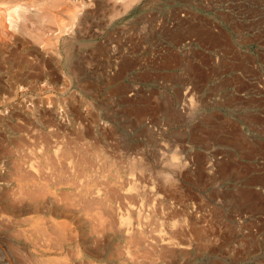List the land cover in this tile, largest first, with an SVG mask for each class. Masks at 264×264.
Segmentation results:
<instances>
[{"label": "rangeland", "instance_id": "1", "mask_svg": "<svg viewBox=\"0 0 264 264\" xmlns=\"http://www.w3.org/2000/svg\"><path fill=\"white\" fill-rule=\"evenodd\" d=\"M90 17L87 99L27 93L28 108L59 107L57 119L0 103L18 112L0 119L3 255L19 258L22 245L29 256L69 264H264V0H93ZM83 147L89 161H73ZM21 154L70 182L44 198L57 211L25 204L18 223H3ZM87 181L103 191L114 185V219L129 214L150 238L172 239V252L146 255L121 225L108 228L97 209L85 213L75 184ZM40 213L68 220L79 240L65 243L67 256L34 232Z\"/></svg>", "mask_w": 264, "mask_h": 264}, {"label": "bare ground", "instance_id": "2", "mask_svg": "<svg viewBox=\"0 0 264 264\" xmlns=\"http://www.w3.org/2000/svg\"><path fill=\"white\" fill-rule=\"evenodd\" d=\"M92 5L93 0H0V103L8 104L20 101L25 104V108H20V111L23 113L35 114L38 116H53L57 119L65 114L59 107H55L56 109L52 110L47 108L49 111L35 106L28 108L25 100V98L29 96L27 93L31 90H40V92L42 91V93H44L43 95H45L43 96L44 99L48 101L53 99L59 101L64 100L66 103L87 99L89 94V82L86 78L87 73L83 66L88 63L89 57V21L92 14ZM78 41H80L79 45L77 44ZM59 75L64 76L62 82L59 79ZM74 75H81L80 78L82 82L80 90L73 88ZM16 113L18 112L14 109H2L0 110V119L4 116H13ZM66 148L67 147H65V149ZM85 148L83 147V149ZM86 150L87 149H85L83 153H80V156L77 155L79 157L76 159L74 158L73 161L77 160L78 163H87L89 157L87 156L88 151L86 152ZM20 156L21 157L17 159L14 164L15 170L12 171L16 175V180L19 181H17L19 183V189L14 191L12 196L3 204V208L7 211H2L4 213L3 215L1 214L3 223H14V221L18 223L19 220L15 218V215L20 214L19 211L24 208L23 206L25 204V208L33 211H41L43 207H48L51 211H57L59 208L52 205V201L50 205H45L44 198L46 195L56 194L59 188H61V184L70 182V178L69 180L66 178L67 181L63 176L64 179L61 177L62 180L60 178H58L59 180H53L56 176L54 178L52 177V179L51 175H54V173L49 175L50 172H48L46 174L42 171L43 168L41 169V167L38 166L39 164L37 166L35 164L27 165L25 161L22 160L25 156L23 157V154ZM43 156L47 158L49 155H45L44 153ZM176 157V154H173V158ZM42 159L48 162L45 158ZM54 161L55 160L52 162ZM57 176L59 177V174ZM68 176L70 177V175ZM75 185L77 186H75L77 188L75 190H77L76 193L79 197H77V200L75 199L76 197H74L76 200L75 203L80 204L79 206H82V209H84L83 211L86 210L85 213L87 210L97 209L100 214L95 212L96 215L99 214V216L103 218V220L101 219L102 222L100 221L102 224H105L111 229H114L116 224L121 225L123 227V233L130 244H134L136 247L141 246V248L147 252L146 255H150L152 251H160V253L165 254L176 246V243L167 237L150 238L143 232V228L140 227L142 224L138 225L133 223L130 219V215L127 213L119 215V222L118 220L116 221L114 219L116 214L114 210H116V208L112 205V198L110 197L112 193H116L114 185L109 186L108 189L105 188L106 190L104 191L99 187L96 188L95 186H91L93 184L88 181ZM62 191L60 193H62ZM57 198L61 197L59 196ZM71 203L74 205L73 201ZM74 206H76V204ZM68 207L70 206H67V208ZM140 213L139 210V214ZM41 214L42 213L39 214L40 217H35L36 219L32 217L31 221L38 224L34 232L41 234L47 246L52 245L54 247L58 245L59 248L58 246L57 248L60 249L61 252H65V243L76 239V237H73L75 232H72L71 225L67 223L68 220L66 222L64 220H56L52 217L53 219L50 218L51 220L48 221L46 217L47 223H45L44 220L46 219L42 220ZM24 229L22 233H24V236L26 235L25 237H27V240L30 239L31 241L32 239V243L36 244L38 241L32 238L33 235H30L31 233L29 236L27 232L25 234ZM48 235L52 238H49ZM41 237L39 239H41ZM77 244L79 245V243ZM2 249L3 248L0 249V264H69L67 261L60 263L54 258L45 260L43 257L40 258L39 255H37L39 256L37 257L31 252L29 256L26 254L27 250L25 247L23 248L22 245H18L16 248L21 258H18V256H10V254L5 257ZM81 251V249H78L76 252L81 256L83 253ZM68 254L69 252L66 251V256ZM70 264L72 263L70 262ZM134 264H139L138 260H134Z\"/></svg>", "mask_w": 264, "mask_h": 264}]
</instances>
